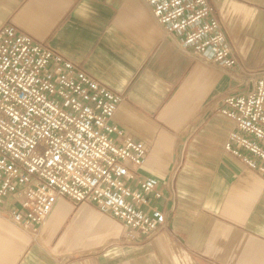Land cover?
Returning a JSON list of instances; mask_svg holds the SVG:
<instances>
[{"label": "crops", "instance_id": "0c3cea01", "mask_svg": "<svg viewBox=\"0 0 264 264\" xmlns=\"http://www.w3.org/2000/svg\"><path fill=\"white\" fill-rule=\"evenodd\" d=\"M212 2L240 50L238 24L264 39V0ZM9 18L125 96L114 121L148 146L140 171L159 180L167 218L128 243L90 201L62 198L25 230L0 200V264H264V177L224 149L222 68L166 35L145 0H0V26Z\"/></svg>", "mask_w": 264, "mask_h": 264}, {"label": "built area", "instance_id": "2783aa9c", "mask_svg": "<svg viewBox=\"0 0 264 264\" xmlns=\"http://www.w3.org/2000/svg\"><path fill=\"white\" fill-rule=\"evenodd\" d=\"M166 35L222 68L232 87L215 100L233 122L224 149L264 177V66L242 58L212 0H145ZM125 96L23 30L0 26V200L29 230L57 202L90 201L137 243L166 221L159 180L143 175L148 146L115 123Z\"/></svg>", "mask_w": 264, "mask_h": 264}, {"label": "rangeland", "instance_id": "374dc122", "mask_svg": "<svg viewBox=\"0 0 264 264\" xmlns=\"http://www.w3.org/2000/svg\"><path fill=\"white\" fill-rule=\"evenodd\" d=\"M225 23V22H224ZM226 26V24H225ZM239 27V29L236 31L240 38H243V41H240V48L242 50V45L244 43L245 52H240L241 50L238 48L236 43L233 41V43L236 45L239 53H246L241 54L242 58L246 61V63H250L249 65L251 67H260V66H253V65H261V63H264V39H261L258 37L256 33H253L252 31L248 32V30L243 31L242 24L236 25ZM227 27V26H226ZM230 34V33H229ZM244 36V37H243ZM262 64L261 66H263ZM228 75V74H227ZM225 79L228 80V76L223 75Z\"/></svg>", "mask_w": 264, "mask_h": 264}]
</instances>
